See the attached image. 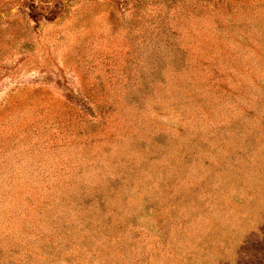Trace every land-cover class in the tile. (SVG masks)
<instances>
[{"label": "rangeland", "instance_id": "rangeland-1", "mask_svg": "<svg viewBox=\"0 0 264 264\" xmlns=\"http://www.w3.org/2000/svg\"><path fill=\"white\" fill-rule=\"evenodd\" d=\"M0 264H264V0H0Z\"/></svg>", "mask_w": 264, "mask_h": 264}, {"label": "trees", "instance_id": "trees-1", "mask_svg": "<svg viewBox=\"0 0 264 264\" xmlns=\"http://www.w3.org/2000/svg\"><path fill=\"white\" fill-rule=\"evenodd\" d=\"M32 11H33L34 14H36L37 9L35 8V6H33V10Z\"/></svg>", "mask_w": 264, "mask_h": 264}]
</instances>
